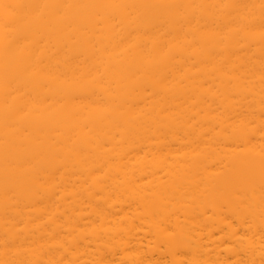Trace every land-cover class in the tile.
Listing matches in <instances>:
<instances>
[{
    "label": "bare ground",
    "instance_id": "obj_1",
    "mask_svg": "<svg viewBox=\"0 0 264 264\" xmlns=\"http://www.w3.org/2000/svg\"><path fill=\"white\" fill-rule=\"evenodd\" d=\"M0 264H264V0H0Z\"/></svg>",
    "mask_w": 264,
    "mask_h": 264
}]
</instances>
